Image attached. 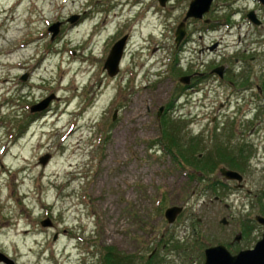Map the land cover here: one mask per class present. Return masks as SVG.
<instances>
[{
	"label": "rangeland",
	"instance_id": "374dc122",
	"mask_svg": "<svg viewBox=\"0 0 264 264\" xmlns=\"http://www.w3.org/2000/svg\"><path fill=\"white\" fill-rule=\"evenodd\" d=\"M191 1L0 0V252L16 264H104L110 248L121 264H200L208 246L262 238L252 219L264 216V99L250 90L237 101L229 83L197 73L225 62L238 86L246 62L262 83L264 37L245 17L264 20V6L216 0L208 23L187 20L178 48ZM126 34L110 76L104 64ZM169 136L187 161L164 151ZM172 206L184 210L169 223Z\"/></svg>",
	"mask_w": 264,
	"mask_h": 264
},
{
	"label": "water",
	"instance_id": "95a60500",
	"mask_svg": "<svg viewBox=\"0 0 264 264\" xmlns=\"http://www.w3.org/2000/svg\"><path fill=\"white\" fill-rule=\"evenodd\" d=\"M162 6H165L169 0H158ZM261 3H264V0H258ZM214 0H192L189 9L186 13L184 21L178 26L176 31V42L179 45L182 40L186 36V22L190 18L194 19H202L205 14H207ZM249 18L258 23L259 20L257 19L255 12L252 11L249 13ZM74 20V19H73ZM72 20V21H73ZM59 27L60 23H55L49 29L52 33V39H55L56 36L59 34ZM128 40V36H124L120 40H118L112 47L107 60L104 64V68L107 70L110 76H116L120 71V64L124 56V51L126 47V43ZM181 82L185 84L190 83V76L183 77ZM54 96H50L47 99L43 100L38 105L32 107V111H43L48 108L50 102ZM162 110V109H161ZM161 112V111H160ZM43 164H46L48 158L41 159ZM221 173L227 179L237 180L240 184L243 183L244 177L237 171L227 169L225 167L221 168ZM242 186V185H240ZM183 211V207L181 206H172L168 207L165 212V217L170 223H174L179 214ZM258 220L264 224V217L259 216ZM223 223H227L226 219L222 221ZM50 224V222H44L43 225ZM0 261L6 264H16L10 257L6 256L2 252H0ZM204 264H264V234L262 239H260L256 246L251 250L241 251L237 255H232L229 250L226 248L225 245H218L206 250V260Z\"/></svg>",
	"mask_w": 264,
	"mask_h": 264
},
{
	"label": "flooded vegetation",
	"instance_id": "af4514ba",
	"mask_svg": "<svg viewBox=\"0 0 264 264\" xmlns=\"http://www.w3.org/2000/svg\"><path fill=\"white\" fill-rule=\"evenodd\" d=\"M216 3V1L215 2H213V4H212V7H211V9H210V11L208 12V14L211 12V10L214 8V4ZM257 4H259V5H261L259 2H257ZM263 6H264V4H262ZM261 5V6H262ZM251 11H254L255 12V15L256 16H258V14H257V12H256V10L255 9H252ZM208 14H206V15H208ZM205 15V16H206ZM205 16L202 18V19H199V20H202L204 23H208L210 20L209 19H206L205 18ZM245 20H247V22L249 23V25L251 26V29L252 30H257V31H260L258 34H257V36L256 37H259V39L260 38H262V37H264V20H261V19H259L260 21L258 22V23H255V22H252V20L249 18V16H248V14H247V16L245 17ZM210 27L212 26V24H210L209 25ZM215 27V26H214ZM216 27H217V25H216ZM216 27H215V29H216ZM263 27V28H262ZM262 31V32H261ZM240 37V36H239ZM204 36L203 35H201L200 37H199V39L203 42L204 41ZM186 41H187V39L185 38V40L179 45V47L178 48H180L183 44H185L186 43ZM219 42L218 41H213L212 43H210V44H202V46L200 47V53L202 54V53H204V52H206V51H214V50H218V48H219ZM247 52H248V50H246V49H244V50H239L237 53H235V54H238V55H240L239 57H236V62L239 64V62H240V60H242V61H246L247 59H246V57H247ZM259 51H257V53H258ZM249 55H248V57L250 58V59H252L253 58V55L251 54V53H248ZM246 60H245V59ZM218 66V67H217ZM216 67H213V68H211V73H200V72H198L197 74L199 75V76H215L216 78H215V80H217V81H220V82H226V83H229V85L232 87V88H234L233 90H232V92L234 91V94L235 95H237V101L238 100H242V99H244L246 96H247V93L250 91V97L253 99L254 98V96L255 97H263V99H264V77H263V75H261V77H262V83H254V86L255 87H253L252 85V83L249 81V73H250V70H249V66H247L246 65V62H245V64H244V66H239V68H238V71L237 72H239L240 74H239V77L241 78V81L238 83V86H236V82H234V80L233 79H231V78H229V75L230 74H232L234 71L232 70V68L233 67H230V65L229 64H227V63H225V62H221L219 65H217ZM190 76H192V75H190ZM193 77V76H192ZM192 77H191V79H192ZM225 80V81H224ZM234 85V86H233ZM193 86H194V83H190V85H188V86H185V89H190V88H193ZM260 97V98H261ZM243 101V100H242ZM244 102V101H243ZM50 107H48V109H49ZM32 112V111H31ZM42 112V111H41ZM33 114H40V112L38 111L37 113L36 112H32ZM239 155L241 154V153H238ZM224 156H225V158H227L228 159V161H230V163H231V160H233V162L232 163H234V158H235V160L237 161V163H235V164H238V165H241L240 163H244V161L243 160H239V159H236V157H234L233 159L228 155V154H224ZM244 156V155H243ZM243 156L241 157V158H243ZM222 168V167H221ZM221 168H220V170H221ZM226 168V167H225ZM228 169V168H227ZM222 174V173H221ZM223 176V178H224V180L225 181H237V180H232V179H227L224 175H222ZM222 182V181H221ZM238 182V181H237ZM223 184H225V182L223 181ZM240 185H242V186H240ZM238 188H243V184H240L239 182H238V184L236 185ZM259 216H261V217H264L263 215H256L255 216V218L254 219H252V222H256V223H259L260 225H262V226H264V224H262L259 220H258V217ZM226 221H227V224H228V220L226 219ZM254 226V225H253ZM258 226V224H255V228ZM264 234V233H263ZM263 234H262V237H263ZM242 233H239L238 235H236L235 236V238H234V241L231 243V245L230 246H228V245H226V244H224V243H219V244H216V245H212V246H208V247H206L205 248V250H204V252H203V262L202 263H200V264H204L205 263V260H206V250L208 249V248H211V247H214V246H218V245H225L226 246V248L229 250V252L232 254V255H237L238 253H240L241 251H245V250H251V249H253L255 246H256V244H257V242L259 241H257L253 246H250V247H245V248H239L238 250L235 248V244H238L240 241H241V239H242ZM262 239V238H261Z\"/></svg>",
	"mask_w": 264,
	"mask_h": 264
},
{
	"label": "trees",
	"instance_id": "16d2710c",
	"mask_svg": "<svg viewBox=\"0 0 264 264\" xmlns=\"http://www.w3.org/2000/svg\"><path fill=\"white\" fill-rule=\"evenodd\" d=\"M183 89H185V86H183ZM174 137L169 136L167 143L163 147L164 151L168 154H173L172 157L177 162H179V159L186 160L185 152L182 150V148L179 146L178 142L176 141L177 138L176 137L174 138ZM222 157L225 158L224 154L222 155ZM194 160L192 161V163H196L194 162ZM231 162H233V160H231ZM122 259L123 258L119 257V255L115 252L113 248H110L104 256L103 263L104 264H121Z\"/></svg>",
	"mask_w": 264,
	"mask_h": 264
},
{
	"label": "bare ground",
	"instance_id": "6f19581e",
	"mask_svg": "<svg viewBox=\"0 0 264 264\" xmlns=\"http://www.w3.org/2000/svg\"><path fill=\"white\" fill-rule=\"evenodd\" d=\"M9 226V225H8Z\"/></svg>",
	"mask_w": 264,
	"mask_h": 264
}]
</instances>
